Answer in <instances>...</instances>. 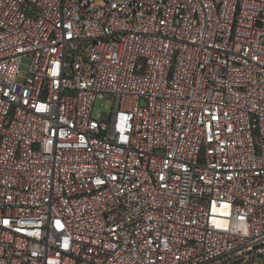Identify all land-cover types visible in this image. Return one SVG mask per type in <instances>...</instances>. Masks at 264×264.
Returning a JSON list of instances; mask_svg holds the SVG:
<instances>
[{"label":"built area","instance_id":"2783aa9c","mask_svg":"<svg viewBox=\"0 0 264 264\" xmlns=\"http://www.w3.org/2000/svg\"><path fill=\"white\" fill-rule=\"evenodd\" d=\"M257 258L264 0H0V264Z\"/></svg>","mask_w":264,"mask_h":264},{"label":"rangeland","instance_id":"374dc122","mask_svg":"<svg viewBox=\"0 0 264 264\" xmlns=\"http://www.w3.org/2000/svg\"><path fill=\"white\" fill-rule=\"evenodd\" d=\"M26 72H23V75L19 78V82H21L24 78V75ZM115 108V102L111 99H105V98H98L94 105L93 110V118L98 119L101 112H106L107 114H112L113 110ZM256 263L262 264L261 259L257 258L255 260Z\"/></svg>","mask_w":264,"mask_h":264}]
</instances>
